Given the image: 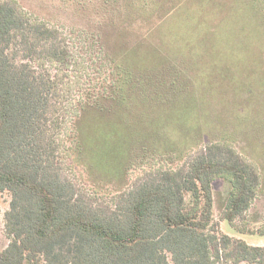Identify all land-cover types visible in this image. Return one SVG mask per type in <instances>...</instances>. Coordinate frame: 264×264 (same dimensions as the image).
Wrapping results in <instances>:
<instances>
[{
    "label": "trees",
    "instance_id": "1",
    "mask_svg": "<svg viewBox=\"0 0 264 264\" xmlns=\"http://www.w3.org/2000/svg\"><path fill=\"white\" fill-rule=\"evenodd\" d=\"M66 3L99 18L96 33L77 36L105 74L100 88H80L75 98V82L64 87L73 55L63 31L18 0H0V194L9 196L0 264H264V246L225 234L216 221L213 182L225 177L231 189L218 219L264 234V222L256 228L259 216L250 214L260 173L222 140L183 156L159 144L135 172L116 175L128 181L111 190L83 162L78 118L95 96L127 86L140 61L178 56L167 22L179 0Z\"/></svg>",
    "mask_w": 264,
    "mask_h": 264
},
{
    "label": "rangeland",
    "instance_id": "2",
    "mask_svg": "<svg viewBox=\"0 0 264 264\" xmlns=\"http://www.w3.org/2000/svg\"><path fill=\"white\" fill-rule=\"evenodd\" d=\"M18 1L25 10L63 31L73 55L64 70V87L75 82L72 96L77 97L80 88H100L105 75L97 69L101 61H95L91 51L87 54V45L77 36L82 30L96 33L99 18L91 12H77L67 0ZM263 8L264 0H179L167 22L172 26L169 43L177 46L178 56L140 61L127 86L116 85L97 94L78 118V137L86 145L83 162L91 177L103 181L109 190L117 189L128 181L127 175L118 181L114 177L126 169L135 172L146 158L163 149L159 144L178 146L182 150L179 156H183L198 144L222 140L260 173L259 197L250 209L252 216H259L254 225L260 228L264 222V21L259 13L264 15ZM194 25L198 28L191 31ZM213 35L216 43L211 41ZM189 48L196 50L190 52ZM126 59L134 70V57ZM69 123L70 117L66 125ZM66 170L74 178V174L80 176L79 169ZM81 179L78 183L88 178ZM230 189L225 177L213 182L214 214L220 230L248 244L264 246V234L241 233L218 219ZM8 205V194H0V249L8 242L3 224Z\"/></svg>",
    "mask_w": 264,
    "mask_h": 264
},
{
    "label": "crops",
    "instance_id": "3",
    "mask_svg": "<svg viewBox=\"0 0 264 264\" xmlns=\"http://www.w3.org/2000/svg\"><path fill=\"white\" fill-rule=\"evenodd\" d=\"M255 223H257V222H255Z\"/></svg>",
    "mask_w": 264,
    "mask_h": 264
}]
</instances>
